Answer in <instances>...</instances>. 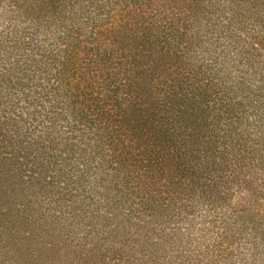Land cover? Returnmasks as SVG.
Listing matches in <instances>:
<instances>
[{
  "label": "rangeland",
  "instance_id": "obj_1",
  "mask_svg": "<svg viewBox=\"0 0 264 264\" xmlns=\"http://www.w3.org/2000/svg\"><path fill=\"white\" fill-rule=\"evenodd\" d=\"M0 0V264H264V0Z\"/></svg>",
  "mask_w": 264,
  "mask_h": 264
},
{
  "label": "trees",
  "instance_id": "obj_2",
  "mask_svg": "<svg viewBox=\"0 0 264 264\" xmlns=\"http://www.w3.org/2000/svg\"><path fill=\"white\" fill-rule=\"evenodd\" d=\"M132 2H139V0H131ZM169 1V0H168ZM47 4L48 3V0H44V3L43 4Z\"/></svg>",
  "mask_w": 264,
  "mask_h": 264
}]
</instances>
